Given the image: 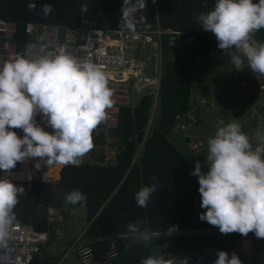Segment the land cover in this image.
Instances as JSON below:
<instances>
[{
  "label": "trees",
  "instance_id": "trees-1",
  "mask_svg": "<svg viewBox=\"0 0 264 264\" xmlns=\"http://www.w3.org/2000/svg\"><path fill=\"white\" fill-rule=\"evenodd\" d=\"M149 1L153 27L159 24L162 29L172 31L161 36L157 99L154 95L156 42L151 41L150 48L141 53V66L130 78L137 93L135 102L131 106H122L116 126L106 130L111 139L109 146L114 149L113 163H108L105 155L99 153L93 163L65 166L61 170L63 191H55L50 184L40 181H12L25 189L23 194L18 193L14 217L29 223L35 230L48 231L49 208L62 209L65 202L63 193L80 189L87 196L86 204H68V210L84 207L86 221L89 222L84 237L90 241L89 247L96 256H101L110 243H114L118 252L114 264H140V259L150 254L171 251L194 257V264H212L219 250L227 251L229 256L235 252L240 259H248L240 251L242 235L239 233L177 235L191 230H219L200 219V214L206 209L201 207L199 178L191 175L193 166L168 140V135L177 125L176 115L182 116L185 124L190 122L191 88L197 70L211 61L208 52L218 42L212 32L205 31L194 19L198 14L211 10L215 0ZM123 2L94 1L88 11L91 26L103 31L119 29ZM30 4L35 5L32 10L28 8ZM46 5L52 8L47 14ZM83 20L84 9L80 0H0V21L15 23L17 27V54H21L27 41L24 33L27 23L78 28ZM253 36L264 43V29ZM170 41L174 43L170 44ZM93 142L94 145L107 144L102 132ZM29 160L43 163L39 158H29L24 162ZM27 165L30 163L24 166ZM57 173L55 166L54 175ZM23 176L26 175L11 178L24 180L17 178ZM153 177H156L159 187L146 208L138 207L135 194L141 187L151 185ZM195 200L199 201L198 205L194 204ZM141 219H146L144 227L150 229L153 238L147 246L141 243L127 249L125 245L130 235L127 225ZM172 226L177 227L169 235L168 229ZM254 241L253 261H258L263 239ZM31 264L52 263L36 255Z\"/></svg>",
  "mask_w": 264,
  "mask_h": 264
},
{
  "label": "clouds",
  "instance_id": "clouds-1",
  "mask_svg": "<svg viewBox=\"0 0 264 264\" xmlns=\"http://www.w3.org/2000/svg\"><path fill=\"white\" fill-rule=\"evenodd\" d=\"M144 6L145 0H137L135 5L124 0L121 27L134 31L140 22L129 9L136 11ZM51 11V5H46L45 14ZM194 19L214 34L218 48L228 55L237 71L244 69L246 59L254 74L264 76V43L251 39L264 29V0H215L211 10ZM111 106L112 91L106 73L91 60L78 59L63 50L59 54L10 57L0 66V170L11 173L18 162L29 158H39L49 167L79 166L81 158L94 147L92 134ZM38 113L53 131L37 123ZM15 129H22L24 135L18 136ZM207 143L208 171H202L197 161L191 172L199 178L201 207L206 209L200 219L217 227L221 234L247 236L251 232L264 239V137L254 145L252 137L233 119L218 127ZM36 167H40L39 162ZM152 179L151 185L136 192L138 207L146 208L159 187L156 177ZM24 191L7 175L0 179V247L7 245L18 193ZM63 196L66 205L83 206L87 202L80 189L64 192ZM146 223L141 219L127 225V249L151 242L152 233L144 227ZM176 227H170L168 234ZM81 255L87 258L91 249H81ZM216 255L212 264H242L235 252L229 256L227 251L219 250ZM140 264H188V260L150 254L141 258Z\"/></svg>",
  "mask_w": 264,
  "mask_h": 264
},
{
  "label": "built area",
  "instance_id": "built-area-1",
  "mask_svg": "<svg viewBox=\"0 0 264 264\" xmlns=\"http://www.w3.org/2000/svg\"><path fill=\"white\" fill-rule=\"evenodd\" d=\"M143 2V0H141ZM137 0H130V5H135ZM138 6V4L136 5ZM34 4H30L28 8L32 10ZM130 13H134L140 23H136L135 30H128L120 27L112 31H103L95 29L91 26L88 16L84 18L82 25L78 28L61 27L46 24H32L27 23L24 28L25 37L27 41L24 43L21 54L35 57L42 54H59L61 50L65 53L71 54L78 59H88L93 63L101 66L107 76L108 86L112 91V106L106 110V118L97 127L111 128L115 127L119 110L122 106H131L132 102L130 94V77L125 76L127 70L135 72L138 68L136 64L127 60L126 50L130 48L148 50L151 46V41H155L156 64L159 60L161 62V36L163 34L172 33L170 29L164 30L159 25L154 28L151 23L150 16V1L145 0L143 8L129 9ZM144 17L141 21L140 18ZM17 27L15 23L0 21V66L10 57L17 55ZM251 39L257 41L252 35ZM258 42V41H257ZM145 46V47H144ZM143 47V48H141ZM143 52V51H141ZM208 57L214 62H224L229 60L227 54L218 48V42L208 52ZM247 62V60L245 59ZM129 67H133L131 70ZM137 67V68H136ZM160 70L161 66L157 68V80L155 85L154 95L157 99L160 87ZM251 71V70H250ZM254 101L251 104L250 118L255 129V136L260 141L264 137V76L254 74ZM239 100L242 97L238 98ZM156 103V101H155ZM239 108L233 107L229 112L234 116L237 114ZM38 124L45 128V130L53 131L43 119L41 114L35 117ZM177 126H179L183 133V139L186 142L187 149L192 157L201 153L203 143L201 139L193 133H185V123L182 121V116L176 115ZM18 136H23L22 129H15ZM258 134V135H257ZM73 166V165H62ZM36 170L34 173L27 174V180H41L37 176ZM0 170V175L3 173ZM21 172H11L8 174H16ZM31 177V179H29ZM0 179L1 178L0 176ZM9 179V178H8ZM195 205L199 201L195 200ZM202 233L203 235L220 234L219 230H203L182 232L177 235H193ZM244 237H252L255 240H260L255 237L254 233H249ZM49 233L46 231L35 230L32 226L14 217L13 224L10 228L7 245L0 247V264H31L34 257L39 255L49 242ZM264 240V239H263ZM88 248L89 247H83ZM76 250V255L81 264H114L118 256V252L114 243H110L108 249L101 256H96L91 249V255L87 258L81 255V249ZM73 251V250H72ZM167 258H175L181 261L187 258L188 264H194V257L182 256L176 252H168ZM201 259V258H199ZM254 264H259L255 262Z\"/></svg>",
  "mask_w": 264,
  "mask_h": 264
},
{
  "label": "rangeland",
  "instance_id": "rangeland-1",
  "mask_svg": "<svg viewBox=\"0 0 264 264\" xmlns=\"http://www.w3.org/2000/svg\"><path fill=\"white\" fill-rule=\"evenodd\" d=\"M124 7V6H123ZM145 47V46H144ZM143 48V47H141ZM146 50L143 49V52ZM141 49L130 48L126 50V57L131 63L136 64L137 67L140 64ZM138 57V58H137ZM155 61V59H154ZM156 63V61H155ZM245 67L242 71H237L234 65L231 63V60H227L221 63L217 62H208L204 67H199L197 74L194 80V84L191 88V111H190V122L185 125V133H193L198 136L202 143V151L198 155L192 157L191 153L188 151L185 146L183 133L181 132L179 126H175L172 132L168 135V140L177 149L182 156L195 168V163L197 161L201 162L202 171L207 172L208 166L206 163V156L208 154V139L214 136L215 131L218 127L225 125L223 119V113L229 112L230 108L238 107L239 110L237 114L234 115V119L242 125V130L249 134L252 137L253 144H257L259 140L254 135L253 125L250 118L251 104L254 101V77L250 69L247 67V62L244 61ZM161 66V62H157L156 68ZM136 67V68H137ZM131 70L134 68L129 67ZM157 80V77H156ZM155 89V88H154ZM155 91V90H154ZM130 94L132 102H135L137 93L133 89V84L130 81ZM242 97L241 100L238 98ZM236 101L239 104H236ZM232 115V114H231ZM198 119V121H197ZM106 128L96 129L93 132V140L99 136V133H103L104 140L106 145H94L91 151H89L85 156L81 158V162H90L93 163L95 157L100 153L104 154L107 162L114 161V149L109 146L111 139L107 135ZM29 162L31 168L29 170H21V172L16 174H11L7 178L12 179L16 175H26L37 171V176L41 178L45 183H50L52 180L60 179L61 170L63 166L60 164H54L48 166L44 161L39 162L40 167L37 168L36 161H26L20 162V168ZM18 164V163H17ZM17 166V165H16ZM55 166L58 168V173L54 175ZM52 169L51 171L46 170ZM16 169V168H14ZM46 173V174H45ZM1 176V175H0ZM26 176L17 177L25 178L24 181H27ZM2 178V177H1ZM4 178V177H3ZM23 180V179H18ZM68 209V205L64 202V211ZM73 213V218L63 219L60 222L56 223V227L60 225L61 232L56 233V229L52 230L50 235V240L46 245V248L39 256L41 260L47 261L50 260L52 264H81L77 255L71 250L73 240L76 238L80 230L86 225V213L84 207H78L75 210L69 211ZM244 240V241H243ZM251 241L250 238H244L241 240L240 247H244V244H247ZM252 245V242H251ZM260 254H263V244H260ZM64 254H67L64 257ZM246 255V254H244ZM252 255V253H251ZM247 256V255H246ZM65 261L61 263L62 261ZM242 264H254V262H249V259H241Z\"/></svg>",
  "mask_w": 264,
  "mask_h": 264
},
{
  "label": "crops",
  "instance_id": "crops-1",
  "mask_svg": "<svg viewBox=\"0 0 264 264\" xmlns=\"http://www.w3.org/2000/svg\"><path fill=\"white\" fill-rule=\"evenodd\" d=\"M81 2H82V4H83V9H84V18H87V16H88V11H89V8H90V6L94 3V1H96V0H80ZM123 6H124V2L122 3V12H123ZM151 23H152V20H151ZM121 24H122V22H121ZM152 25H153V23H152ZM159 25V24H158ZM154 28H156V27H154ZM141 51H143V50H141ZM141 53H143V52H141ZM141 55H139V57H140ZM138 58V57H137ZM140 59V58H139ZM217 63H221V62H217ZM136 72H137V69H136ZM189 117H190V115H189ZM197 121H198V119H197ZM252 123V122H251ZM253 125V124H252ZM253 129H254V126H253ZM254 133H255V129H254ZM255 135V134H254ZM260 142V141H259ZM184 143H185V146L187 147V145H186V142H185V140H184ZM108 163H113V162H108ZM64 168V167H63ZM62 168V169H63ZM18 169H21L20 168V162H18V164H17V166H16V169H13L12 170V172H17L18 171ZM61 175V174H60ZM26 179H27V177H26ZM12 181H17V182H30V181H40V182H42V183H45L44 181H42V180H27V181H24V180H18V179H11ZM60 180H61V177H60ZM47 184H50V183H47ZM62 186H61V183L60 184H58L57 185V190H55V191H62L60 188H61ZM54 190V189H53ZM63 208H64V206H63ZM60 209V208H58V207H51V208H49V214H48V218H49V230L48 231H46V232H48L49 233V237H50V235L52 234V232H51V229L52 230H55L56 229V233L55 234H59L60 232H61V229H60V225L58 226V227H56V223L57 222H60L61 220H63V219H65V218H67V219H72L73 218V213H70L69 211H64V209ZM76 209V208H75ZM75 209H73V210H75ZM71 211V210H70ZM28 225H29V223H28ZM31 226V225H30ZM89 226V222L88 221H86V225L84 226V228L82 229V230H80V232L78 233V235L76 236V238L73 240V244H71V245H73L72 246V249L71 250H73V252L76 254V250L77 249H79V248H83V247H89L90 246V241H88L87 239H85V237H84V232L86 231V229H87V227ZM193 230H191V231H187V232H192ZM244 238H250L251 239V241L249 242V243H247V244H244V247L242 246V247H240V251L243 253V254H246L247 255V257H248V259L250 260L249 262H253V254H254V249H255V239H253L252 237H244ZM244 238H242V239H244ZM50 240V239H49ZM244 241V240H243ZM251 242H252V245H251ZM262 244H263V254H261V259L260 260H258V261H256L257 263H259V264H264V240L261 242ZM46 248V247H45ZM44 248V249H45ZM90 248V247H89ZM43 249V250H44ZM43 250H42V252H43ZM41 252V253H42ZM40 253V254H41ZM251 253H252V255H251ZM39 254V255H40ZM67 256V254H64V257H66ZM59 261H61V259H59L58 260V262ZM57 262V263H58ZM63 262H65L64 260L61 262V263H63ZM56 263V264H57ZM255 263V262H254Z\"/></svg>",
  "mask_w": 264,
  "mask_h": 264
},
{
  "label": "water",
  "instance_id": "water-1",
  "mask_svg": "<svg viewBox=\"0 0 264 264\" xmlns=\"http://www.w3.org/2000/svg\"><path fill=\"white\" fill-rule=\"evenodd\" d=\"M223 119H224V122H225V125H226L228 122H230L231 120L234 119V116L229 114V113H227V112H225V113H223ZM60 183H61L60 179H55V180H52L50 182V185H51L52 189L57 190V185L60 184ZM60 189L63 191V187H61Z\"/></svg>",
  "mask_w": 264,
  "mask_h": 264
},
{
  "label": "bare ground",
  "instance_id": "bare-ground-1",
  "mask_svg": "<svg viewBox=\"0 0 264 264\" xmlns=\"http://www.w3.org/2000/svg\"><path fill=\"white\" fill-rule=\"evenodd\" d=\"M136 73V71L135 72H131L130 70H127L126 71V73L124 74L125 76H128V77H130L131 78V76L132 75H134ZM60 165V164H59ZM31 168V165H27V166H23L22 167V169L21 170H29ZM35 171H33L32 170V173H34ZM6 175H7V177L9 176V175H11V174H6L5 172H3L2 174H1V177L3 178H5L6 177Z\"/></svg>",
  "mask_w": 264,
  "mask_h": 264
}]
</instances>
